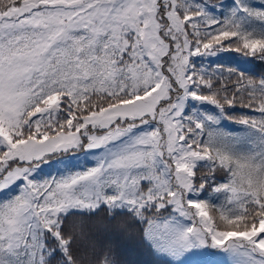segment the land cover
Masks as SVG:
<instances>
[{
	"label": "snow or ice",
	"instance_id": "snow-or-ice-1",
	"mask_svg": "<svg viewBox=\"0 0 264 264\" xmlns=\"http://www.w3.org/2000/svg\"><path fill=\"white\" fill-rule=\"evenodd\" d=\"M228 51L264 63V0H0V264H119L66 225L102 210L169 264H264V72Z\"/></svg>",
	"mask_w": 264,
	"mask_h": 264
},
{
	"label": "trees",
	"instance_id": "trees-1",
	"mask_svg": "<svg viewBox=\"0 0 264 264\" xmlns=\"http://www.w3.org/2000/svg\"><path fill=\"white\" fill-rule=\"evenodd\" d=\"M214 2L222 3L225 7L231 5L232 0H214ZM254 6H259L261 0H250ZM233 47H235L233 45ZM224 64L240 65L249 68L260 74L264 72V63L257 60L246 62L243 53L228 51L220 57ZM217 57L202 58L194 57L193 60L196 65L203 66L209 70L216 67ZM230 94V93H229ZM211 106H209L210 108ZM242 114L259 116V114L252 109L241 108L239 104L236 105V112L234 115L239 117ZM224 127L228 129H235L237 126L231 122L225 121ZM91 162L87 160L72 161V166L75 168L85 167ZM56 172L55 166H44L36 174L38 179L51 178ZM209 191H211L209 189ZM207 196V193L205 194ZM83 221L87 227L92 238L98 243L107 247H111L119 264H169L166 256L157 255L142 239L143 225L134 222L127 215L109 216L105 211H100L94 216H70L66 221V225H72ZM181 264H212L207 260H198L193 256H185Z\"/></svg>",
	"mask_w": 264,
	"mask_h": 264
},
{
	"label": "rangeland",
	"instance_id": "rangeland-1",
	"mask_svg": "<svg viewBox=\"0 0 264 264\" xmlns=\"http://www.w3.org/2000/svg\"><path fill=\"white\" fill-rule=\"evenodd\" d=\"M204 58H211V57H204ZM78 159L80 160H87L92 162V156L91 154H85L83 152L79 153L75 159L73 160L74 162L77 161ZM47 166V165H46ZM44 167V166H43ZM189 256H193L198 260H208L209 262H211L212 264H226V258L219 255L218 253L213 251L212 255H189Z\"/></svg>",
	"mask_w": 264,
	"mask_h": 264
}]
</instances>
